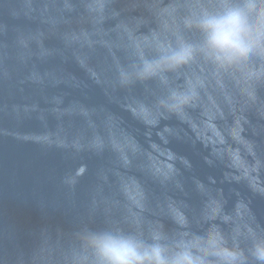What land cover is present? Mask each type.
<instances>
[{"label":"water","instance_id":"water-1","mask_svg":"<svg viewBox=\"0 0 264 264\" xmlns=\"http://www.w3.org/2000/svg\"><path fill=\"white\" fill-rule=\"evenodd\" d=\"M246 3L0 0V264H102L110 236L172 254L209 230L262 264L264 37L230 57L198 27Z\"/></svg>","mask_w":264,"mask_h":264},{"label":"clouds","instance_id":"clouds-1","mask_svg":"<svg viewBox=\"0 0 264 264\" xmlns=\"http://www.w3.org/2000/svg\"><path fill=\"white\" fill-rule=\"evenodd\" d=\"M198 27L205 33L206 43L214 52L243 58L249 51L246 38L264 37V0H247L243 8L233 7L220 15L207 17ZM190 59L187 46L162 58L169 68L180 67ZM159 67V62H146L142 74L154 75ZM177 100L178 103L186 102ZM94 243L98 245L102 264H238L240 256L225 247L222 235L214 230L194 236L172 254L159 244L147 245L131 237L110 236ZM254 251L264 264V241L257 242Z\"/></svg>","mask_w":264,"mask_h":264}]
</instances>
